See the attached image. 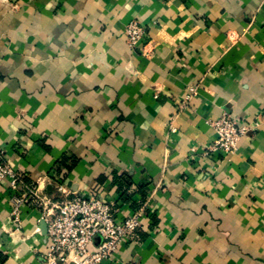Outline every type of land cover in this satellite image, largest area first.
<instances>
[{"label": "crops", "instance_id": "0c3cea01", "mask_svg": "<svg viewBox=\"0 0 264 264\" xmlns=\"http://www.w3.org/2000/svg\"><path fill=\"white\" fill-rule=\"evenodd\" d=\"M224 114L260 122L231 155L208 152ZM0 152L26 186L60 168L84 198L148 209L104 264H264V1L0 0ZM9 183L0 264H44L41 213L14 222Z\"/></svg>", "mask_w": 264, "mask_h": 264}, {"label": "built area", "instance_id": "2783aa9c", "mask_svg": "<svg viewBox=\"0 0 264 264\" xmlns=\"http://www.w3.org/2000/svg\"><path fill=\"white\" fill-rule=\"evenodd\" d=\"M264 1V0H263ZM127 44L134 50L146 37V28L137 21L126 28ZM198 94L196 85L187 88L186 102ZM185 106V105H184ZM210 126L217 134L208 152L227 155L238 150L240 139L260 126L259 121L243 123L224 114L211 121ZM171 131L174 129L171 127ZM10 181L12 218L20 222L25 206L40 211L46 225L48 247L43 255L44 264H104L111 262L119 248L144 226L147 214L145 206L123 214L115 208L116 203L106 196L95 194L88 198L72 191L65 181L53 170L50 176L26 186L19 173L13 170L0 152V184ZM44 181L54 185V197L43 190ZM118 205V203H117ZM100 238V242H95Z\"/></svg>", "mask_w": 264, "mask_h": 264}, {"label": "trees", "instance_id": "16d2710c", "mask_svg": "<svg viewBox=\"0 0 264 264\" xmlns=\"http://www.w3.org/2000/svg\"><path fill=\"white\" fill-rule=\"evenodd\" d=\"M68 160L67 159H63V161L60 162V167L62 166L64 169H66L68 172L72 170V167L74 165V163H72L70 166L66 165V162ZM61 172V169L59 168L57 170V172ZM115 183L117 184V187H118V190L120 191V198L125 201V202H129L130 201V198L129 196L127 195L126 193V190H122L124 188H129L130 185H131V182H130V179L128 177H116L115 176ZM144 187L145 186H140V189H139V193H141V195H143V197L145 196L144 194ZM132 208L134 209H137L139 208V206H132Z\"/></svg>", "mask_w": 264, "mask_h": 264}]
</instances>
